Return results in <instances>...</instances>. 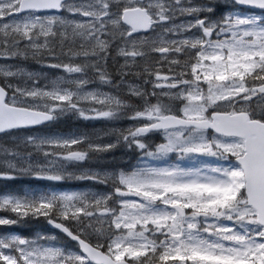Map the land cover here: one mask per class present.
Returning a JSON list of instances; mask_svg holds the SVG:
<instances>
[{"label": "snow or ice", "instance_id": "6c2138e0", "mask_svg": "<svg viewBox=\"0 0 264 264\" xmlns=\"http://www.w3.org/2000/svg\"><path fill=\"white\" fill-rule=\"evenodd\" d=\"M0 180V264H264V0H0Z\"/></svg>", "mask_w": 264, "mask_h": 264}, {"label": "trees", "instance_id": "16d2710c", "mask_svg": "<svg viewBox=\"0 0 264 264\" xmlns=\"http://www.w3.org/2000/svg\"><path fill=\"white\" fill-rule=\"evenodd\" d=\"M33 67H38V66L33 65L32 68ZM73 124H75V123L72 122V121H68V122L64 123V126H63L62 129L64 131L65 130L68 131L70 129L71 125H73ZM5 184H7L9 188H13V189L27 187L26 186L27 184L24 183V182H10V181H2V180H0V187H3Z\"/></svg>", "mask_w": 264, "mask_h": 264}, {"label": "rangeland", "instance_id": "374dc122", "mask_svg": "<svg viewBox=\"0 0 264 264\" xmlns=\"http://www.w3.org/2000/svg\"><path fill=\"white\" fill-rule=\"evenodd\" d=\"M32 70H35V71H40L41 69L40 68H32ZM63 126H64V124H61L59 127L62 129L63 128ZM96 127H100L101 125H99V124H96L95 125ZM75 127H81V128H83L84 127V125L83 124H80V125H76ZM92 127V125H89V128H91ZM63 130V129H62Z\"/></svg>", "mask_w": 264, "mask_h": 264}, {"label": "flooded vegetation", "instance_id": "af4514ba", "mask_svg": "<svg viewBox=\"0 0 264 264\" xmlns=\"http://www.w3.org/2000/svg\"><path fill=\"white\" fill-rule=\"evenodd\" d=\"M3 230H4V226H0V231H3ZM14 230L19 231V229H14Z\"/></svg>", "mask_w": 264, "mask_h": 264}]
</instances>
